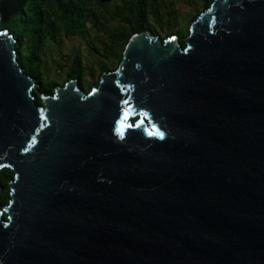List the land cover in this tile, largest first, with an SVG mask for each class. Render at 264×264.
I'll list each match as a JSON object with an SVG mask.
<instances>
[{"label":"water","instance_id":"1","mask_svg":"<svg viewBox=\"0 0 264 264\" xmlns=\"http://www.w3.org/2000/svg\"><path fill=\"white\" fill-rule=\"evenodd\" d=\"M14 46L1 30L0 264H264V0H213L184 47L134 34L40 105Z\"/></svg>","mask_w":264,"mask_h":264},{"label":"trees","instance_id":"2","mask_svg":"<svg viewBox=\"0 0 264 264\" xmlns=\"http://www.w3.org/2000/svg\"><path fill=\"white\" fill-rule=\"evenodd\" d=\"M212 1L203 0L202 8L205 10ZM164 7L166 6L163 0H0V31L7 30L13 36L19 67L40 84L32 91L34 102L40 105V96L52 94L54 88L60 85L57 81L43 79L41 53L47 39L53 40L59 34L66 37L74 35L85 29L87 23L96 28L97 25L105 26L115 19L117 24L113 27L109 39L111 45L118 48L119 65L124 49L134 34L149 31L159 36L151 24L152 18L161 21L158 22L161 28L171 26L169 20L165 24L162 21L161 10ZM172 35L177 37L175 33ZM168 36L169 33L166 37ZM185 38L183 34L177 37V40L183 44ZM118 65L112 70L101 65L98 78L85 83V70L79 57L75 56L61 84L77 79L79 87L87 92L98 85L102 73L113 71ZM12 176L13 172L9 169L0 171L1 204H6L9 200L8 183Z\"/></svg>","mask_w":264,"mask_h":264},{"label":"rangeland","instance_id":"3","mask_svg":"<svg viewBox=\"0 0 264 264\" xmlns=\"http://www.w3.org/2000/svg\"><path fill=\"white\" fill-rule=\"evenodd\" d=\"M202 1L163 0L166 7L161 10V18L164 24L169 20L171 26L161 28L158 23L161 21L152 18L151 24L158 32L159 37L164 39L168 33V38L173 37L172 34L174 33L177 34L178 38L183 34L184 37H187L191 23L204 11ZM116 24L115 19L110 20L105 26L97 25L96 28L87 23L85 29L76 32L74 35L66 37L59 34L53 40L47 39L41 53L44 81L54 80L62 85L65 74L75 56L79 57L80 64L85 70V83L95 81L98 78L101 65L110 70L116 67L119 51L117 46L111 45L109 39ZM181 46L184 47V41Z\"/></svg>","mask_w":264,"mask_h":264},{"label":"snow or ice","instance_id":"4","mask_svg":"<svg viewBox=\"0 0 264 264\" xmlns=\"http://www.w3.org/2000/svg\"><path fill=\"white\" fill-rule=\"evenodd\" d=\"M125 103H127V102H125ZM125 119H127V113H125ZM157 134L160 135V136L163 135V133H159V132H157Z\"/></svg>","mask_w":264,"mask_h":264}]
</instances>
